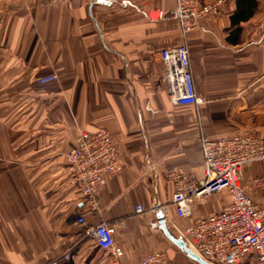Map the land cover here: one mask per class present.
I'll return each mask as SVG.
<instances>
[{
	"label": "crops",
	"instance_id": "crops-1",
	"mask_svg": "<svg viewBox=\"0 0 264 264\" xmlns=\"http://www.w3.org/2000/svg\"><path fill=\"white\" fill-rule=\"evenodd\" d=\"M220 1L184 38L169 15L176 0H0V264H110L76 223L83 203L66 159L81 131L100 129L116 141L123 169L106 175L88 223L115 227L121 264L155 252L198 264L164 235L158 205L168 206L178 237L230 197L194 200L191 217H179L168 173L201 177L203 138L264 140V36L255 32L264 0L239 31L237 0ZM183 43L199 105H174L163 79L161 51ZM240 185L264 209V161L247 166Z\"/></svg>",
	"mask_w": 264,
	"mask_h": 264
},
{
	"label": "built area",
	"instance_id": "built-area-1",
	"mask_svg": "<svg viewBox=\"0 0 264 264\" xmlns=\"http://www.w3.org/2000/svg\"><path fill=\"white\" fill-rule=\"evenodd\" d=\"M22 3L26 0H7ZM221 1L203 4L201 0H176L169 15L176 19L185 38L189 32L200 27L201 21L219 11ZM166 13L160 12V17ZM255 32L264 36V18ZM164 82L174 105H199L195 80L190 67L187 44L161 51ZM55 75L42 82L53 80ZM203 172L201 177L171 171L168 178L174 185L171 203L179 217H191L194 200H204L226 191L230 202L218 213L199 217L179 231L187 246L211 264H264V209L247 194L240 185L244 169L264 161V140L244 135H221L201 140ZM68 169L73 182L79 187L82 209L76 215V223L84 234L101 250L107 252L110 264H121L123 250L115 242V227L107 222L96 225L88 223V215L99 212V193L106 183V175L123 169L119 148L110 132L100 129L89 133L81 131L76 145L66 154ZM255 184L260 181L256 179ZM165 220L169 217L167 205H158ZM137 213L143 208L138 205ZM70 260V254L63 256ZM54 259L49 264H57ZM138 264H169L163 252L148 254Z\"/></svg>",
	"mask_w": 264,
	"mask_h": 264
},
{
	"label": "water",
	"instance_id": "water-1",
	"mask_svg": "<svg viewBox=\"0 0 264 264\" xmlns=\"http://www.w3.org/2000/svg\"><path fill=\"white\" fill-rule=\"evenodd\" d=\"M159 226L164 235L181 251H183L190 259L197 262L198 264H211L205 260H203L200 256H198L195 252H193L186 244V242L180 237L174 236L168 229L166 225V220L161 212L158 213Z\"/></svg>",
	"mask_w": 264,
	"mask_h": 264
},
{
	"label": "trees",
	"instance_id": "trees-1",
	"mask_svg": "<svg viewBox=\"0 0 264 264\" xmlns=\"http://www.w3.org/2000/svg\"><path fill=\"white\" fill-rule=\"evenodd\" d=\"M258 7L257 0H237V9L232 16V26L239 31V24L253 16Z\"/></svg>",
	"mask_w": 264,
	"mask_h": 264
},
{
	"label": "rangeland",
	"instance_id": "rangeland-1",
	"mask_svg": "<svg viewBox=\"0 0 264 264\" xmlns=\"http://www.w3.org/2000/svg\"><path fill=\"white\" fill-rule=\"evenodd\" d=\"M1 104L3 105L4 104V100L3 98H1ZM12 104L11 102H9V99H6V105H10ZM70 254V253H69Z\"/></svg>",
	"mask_w": 264,
	"mask_h": 264
}]
</instances>
